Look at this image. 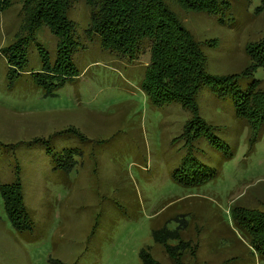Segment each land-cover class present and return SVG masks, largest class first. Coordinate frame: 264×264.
Segmentation results:
<instances>
[{
  "label": "rangeland",
  "instance_id": "374dc122",
  "mask_svg": "<svg viewBox=\"0 0 264 264\" xmlns=\"http://www.w3.org/2000/svg\"><path fill=\"white\" fill-rule=\"evenodd\" d=\"M67 1L78 75L54 95L12 71L3 49L11 53L29 40L28 69H37L36 44L55 59L57 38L46 25L28 29L26 0H13L0 15V184H22L34 223L20 235L0 195V264H143V250L159 264H264L234 220L237 207L264 211L259 114L253 122L237 116L231 97L207 84L197 101L214 130L185 145L180 135L191 112L178 103L153 105L140 88L148 45L134 61L104 50L85 35L86 0ZM166 1L200 43L207 73L232 76L239 91L257 79L264 91V69L248 75L249 47L264 39L259 0L234 1L238 16L224 23ZM224 90L237 94L228 83ZM34 138L48 143H30ZM187 174L200 180L180 182ZM165 227L190 243L178 260L154 239Z\"/></svg>",
  "mask_w": 264,
  "mask_h": 264
},
{
  "label": "trees",
  "instance_id": "16d2710c",
  "mask_svg": "<svg viewBox=\"0 0 264 264\" xmlns=\"http://www.w3.org/2000/svg\"><path fill=\"white\" fill-rule=\"evenodd\" d=\"M186 9L217 17L220 23L234 18L236 0H177ZM251 3L253 0H246ZM246 2V3H247ZM256 11L264 9V0H259ZM13 4V0H0L1 13ZM90 7V23L85 31L88 37H94L101 48L117 54L128 61L136 60L148 45L150 62L147 64L140 88L149 101L156 106L178 103L188 109L192 118L183 126L180 138L185 145L192 144L201 137L210 139V131L214 126L208 125L199 111L198 95L203 88L210 84L211 90L221 97L230 96L236 108V115L256 121L259 114L261 123L264 121V91L257 87L259 80L255 79L245 91H239V84L232 76H213L207 73L205 57L200 43L189 32L178 15L168 5L166 0H86ZM69 2L67 0H26L25 14L28 29L46 25L57 38L55 59L41 44H36L41 60V67L28 69L27 45L24 39L16 50L7 53L9 68L16 74L30 76L36 85L41 86L46 94L54 95L70 79L78 75L74 65V55L78 50L76 26L69 17ZM27 40V41H26ZM257 43L256 50L254 45ZM13 48V47H11ZM249 55L254 63L250 74L259 68L264 69V39L249 47ZM233 86V90L223 91L224 84ZM230 93V94H229ZM68 132H73L68 129ZM32 144H47L48 139L34 138ZM52 152L51 148H47ZM71 150L63 149V153ZM53 161H57L56 155ZM181 177V176H179ZM177 181V176H173ZM199 175L187 174L180 181L184 184L197 183ZM0 195L4 208L13 228L20 234L33 228L31 212L24 205L23 187L20 182L0 184ZM236 226L243 236L250 239L255 253L264 256V211L235 209ZM179 230L167 227L155 229L154 239L163 244L166 253L178 260L182 250L190 243H185L180 237ZM170 239L178 240L169 244ZM195 252V248H194ZM143 264H159L146 253L141 252Z\"/></svg>",
  "mask_w": 264,
  "mask_h": 264
}]
</instances>
